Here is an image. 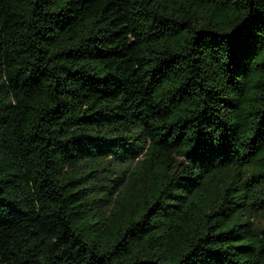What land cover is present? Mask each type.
I'll list each match as a JSON object with an SVG mask.
<instances>
[{
  "label": "trees",
  "instance_id": "obj_1",
  "mask_svg": "<svg viewBox=\"0 0 264 264\" xmlns=\"http://www.w3.org/2000/svg\"><path fill=\"white\" fill-rule=\"evenodd\" d=\"M0 264H264V0H0Z\"/></svg>",
  "mask_w": 264,
  "mask_h": 264
}]
</instances>
